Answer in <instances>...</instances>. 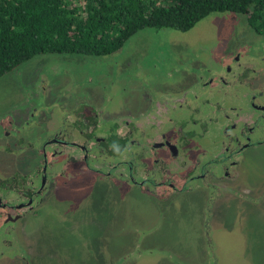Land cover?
Segmentation results:
<instances>
[{
    "label": "flooded vegetation",
    "instance_id": "af4514ba",
    "mask_svg": "<svg viewBox=\"0 0 264 264\" xmlns=\"http://www.w3.org/2000/svg\"><path fill=\"white\" fill-rule=\"evenodd\" d=\"M247 34L240 37L247 51L229 49L218 69L197 63L181 91L147 89L138 110H111L107 76L92 91L71 73L64 90L57 83L64 74L25 85L26 100L0 117V228L15 233L53 192L99 180L136 188L158 208L206 192L209 223L221 200L239 192L245 156L264 147V35ZM127 69L121 86L133 77ZM24 248L9 259L1 252L0 264H31Z\"/></svg>",
    "mask_w": 264,
    "mask_h": 264
},
{
    "label": "rangeland",
    "instance_id": "374dc122",
    "mask_svg": "<svg viewBox=\"0 0 264 264\" xmlns=\"http://www.w3.org/2000/svg\"><path fill=\"white\" fill-rule=\"evenodd\" d=\"M242 31L256 35L246 16L214 13L188 32L142 30L109 56H37L0 78V117L26 100L24 91L42 74H64L60 90L71 84L65 74H77L89 91L107 76L103 93L111 110H138L135 101L145 102L148 90H183V75L195 73L197 63L213 69L227 63L229 49L245 47ZM124 67L133 77L121 86ZM22 83L29 86L23 90ZM250 152L239 169V192L216 204L209 223L206 192L184 193L158 208L136 188L89 181L53 192L15 233L0 228V253L21 256L25 244L31 264H264V147Z\"/></svg>",
    "mask_w": 264,
    "mask_h": 264
},
{
    "label": "trees",
    "instance_id": "16d2710c",
    "mask_svg": "<svg viewBox=\"0 0 264 264\" xmlns=\"http://www.w3.org/2000/svg\"><path fill=\"white\" fill-rule=\"evenodd\" d=\"M226 12L264 35V0H0V78L40 55L109 56L142 30L188 32Z\"/></svg>",
    "mask_w": 264,
    "mask_h": 264
}]
</instances>
